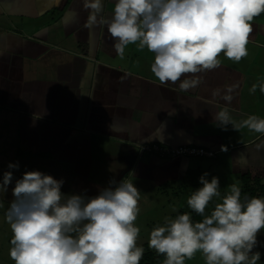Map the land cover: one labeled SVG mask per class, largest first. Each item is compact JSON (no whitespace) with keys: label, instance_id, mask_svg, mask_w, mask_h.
I'll use <instances>...</instances> for the list:
<instances>
[{"label":"crops","instance_id":"1","mask_svg":"<svg viewBox=\"0 0 264 264\" xmlns=\"http://www.w3.org/2000/svg\"><path fill=\"white\" fill-rule=\"evenodd\" d=\"M113 8L114 0H107L105 17ZM87 17L83 0H0V177L9 162L18 161L17 177L40 170L63 178L64 193L89 197L108 186L100 180L104 174L117 181L139 167L153 174L151 189L186 183L194 171L191 158L140 152L160 146L204 151L211 157L194 158L227 164L240 181L249 171L264 178V135L222 128L214 119L225 108L236 123L253 114L264 117V94L259 88L249 93L264 81V13L251 22L248 56L236 63L221 53L220 66L200 73L201 83L188 91L179 89V81L160 84L147 49L129 45L121 60L106 26L86 28ZM232 84L239 87L226 104L221 97ZM216 89L221 91L214 96ZM162 124L164 142L148 140ZM0 199L7 207L11 188ZM0 231V251L6 245L8 254L12 232L8 224ZM0 264L14 261L0 254Z\"/></svg>","mask_w":264,"mask_h":264},{"label":"clouds","instance_id":"2","mask_svg":"<svg viewBox=\"0 0 264 264\" xmlns=\"http://www.w3.org/2000/svg\"><path fill=\"white\" fill-rule=\"evenodd\" d=\"M106 3L83 0L88 11L84 26L105 25L121 60L129 45L154 53L151 73L161 85L179 81L181 91L197 87L200 73L218 68L221 53L236 63L248 56L251 22L264 13V0H114L105 17ZM238 87L224 90L226 104ZM257 88L264 94V81L254 83L249 93ZM214 119L222 128L231 125L264 135V117L255 114L236 123L225 108ZM162 125L159 135L147 139L163 143ZM239 158L247 163L245 156ZM19 169L18 161L9 162L0 177V194L11 188V201L5 207L0 199V209L12 232L8 254L14 264H140L145 250L137 244L140 228L135 222L141 194L131 180H110L89 197L64 193L63 178L40 170L17 177ZM208 177L203 173L201 187L188 197L190 212L166 218L150 232L149 248L165 257L164 264H186L197 253L205 264H264L255 250L264 232V196L242 195L236 182L222 191L220 178ZM193 212L202 220L194 221Z\"/></svg>","mask_w":264,"mask_h":264},{"label":"rangeland","instance_id":"3","mask_svg":"<svg viewBox=\"0 0 264 264\" xmlns=\"http://www.w3.org/2000/svg\"><path fill=\"white\" fill-rule=\"evenodd\" d=\"M189 173L186 175V183L184 184H174V182L159 184V186H152L149 188L152 175L147 173V170H142L139 167L136 174L130 175L129 169L123 171L121 175H118L117 181L120 180H131L136 187L140 190L141 198L139 201L140 213L136 220V225L140 228V235L137 241L139 246H143L144 254L147 251L156 252L154 249L149 248L148 241L150 237V232L158 225H162L166 218H171L179 213L190 212L187 205V199L191 193L201 187L199 183V177L205 173H209L208 179L210 180L212 176H218L220 178L221 190L226 191L227 186L236 182L241 185V181L238 176L232 175L227 164H217L216 161H211L206 158H191L189 159ZM105 166L103 171L105 170ZM119 166L118 170H122ZM126 172V174H124ZM124 174V175H123ZM96 177V176H95ZM102 181L109 183L111 176L105 175L101 177ZM175 209V211H174ZM212 210V205L206 209V214L210 213ZM5 221L0 220V229L4 230ZM1 232V231H0ZM258 240L261 241V245L257 249L262 253L261 260L264 261V232L258 236ZM1 242V240H0ZM2 244V243H1ZM0 244V245H1ZM6 251V245H4V250L0 251L2 258L5 255L9 256ZM2 252V253H1ZM186 264H205V260L200 253H197L193 259L187 260Z\"/></svg>","mask_w":264,"mask_h":264},{"label":"trees","instance_id":"4","mask_svg":"<svg viewBox=\"0 0 264 264\" xmlns=\"http://www.w3.org/2000/svg\"><path fill=\"white\" fill-rule=\"evenodd\" d=\"M242 195L248 197L264 196V178L261 174L252 171L247 172L241 177ZM183 213V212H182ZM194 221L202 220V217L195 212L192 213ZM165 257L157 252L147 251L140 264H164Z\"/></svg>","mask_w":264,"mask_h":264},{"label":"built area","instance_id":"5","mask_svg":"<svg viewBox=\"0 0 264 264\" xmlns=\"http://www.w3.org/2000/svg\"><path fill=\"white\" fill-rule=\"evenodd\" d=\"M140 152H148L153 153L162 158H194V157H205L208 155L206 152L197 150L194 148H180V149H172L168 147H160V146H142L140 148Z\"/></svg>","mask_w":264,"mask_h":264}]
</instances>
